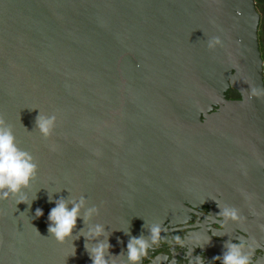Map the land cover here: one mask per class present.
<instances>
[{"label":"water","instance_id":"water-1","mask_svg":"<svg viewBox=\"0 0 264 264\" xmlns=\"http://www.w3.org/2000/svg\"><path fill=\"white\" fill-rule=\"evenodd\" d=\"M258 19L253 0H0V114L39 164L31 208L0 201V264H92L83 236H49L60 196L99 207L121 261L124 232L187 204L234 206L264 235V100L243 82L264 86ZM38 114L57 116L49 139Z\"/></svg>","mask_w":264,"mask_h":264},{"label":"clouds","instance_id":"clouds-1","mask_svg":"<svg viewBox=\"0 0 264 264\" xmlns=\"http://www.w3.org/2000/svg\"><path fill=\"white\" fill-rule=\"evenodd\" d=\"M223 48V41L219 36H212L207 41V48L214 51L217 47ZM236 81L229 82V86H233ZM249 86L247 91L248 99L253 98L264 100V86H257L243 80ZM246 94L245 89H240V96L244 101ZM36 128L40 135L45 139L52 137L57 125V116L38 114L36 117ZM53 150H55L53 146ZM39 164L36 158L27 150L19 147L17 138L14 134L11 124H8L2 114H0V201L14 200L16 205L26 204L31 208L33 200L30 202L25 190L32 188L33 182L38 179ZM245 199L251 201L252 197L245 194ZM50 202L55 203V207L51 208L48 214L47 231L57 244L64 245L69 240H78L81 236L85 238V249L88 252L92 264H141L142 260L148 255L149 250L159 248L162 242H167L171 247V256L174 255V248L185 249V259L187 264H206L202 255H193L195 248H203L205 244L211 241L212 236H218L217 233H225V223L231 221L241 226V237L236 238V242L231 239L225 242V251L222 255L216 256L213 262L219 261L220 264H253L256 259V250L260 248L259 242L244 230L243 226L247 222V217L241 215L240 210L234 206L225 204L221 205L217 202L219 213L213 216L211 213L206 215V220L201 222L199 217L205 215L200 212L197 220H191L185 217L181 222L189 224L194 222V227L188 231L182 228H176L175 232L169 237L168 228L159 221L148 224V235H140L139 237L131 236L130 231L124 232L129 235L130 239L127 243L126 260L121 261L120 257L113 256L110 252L112 245L108 242L105 227L99 223H92L93 217L99 215V207L93 205L86 207L87 199L81 196L79 199L65 198L60 196L59 199L49 198ZM205 201H201L203 204ZM196 207V206H195ZM197 208V207H196ZM43 210L37 208L35 217L43 216ZM195 215V214H194ZM253 215L259 213L253 212ZM82 219L84 228L76 232L77 221ZM207 222L208 232L211 236L201 232L196 225H203ZM146 223V222H145ZM34 227V226H33ZM258 227L264 232V224ZM35 228V227H34ZM36 229V228H35ZM37 235H41L36 229ZM162 233H166L162 235ZM180 233H183L182 235ZM75 237V239H74ZM104 237V239H101ZM191 245V247H189ZM76 249L73 244V254ZM124 256V253L120 254ZM259 264V259H257Z\"/></svg>","mask_w":264,"mask_h":264},{"label":"flooded vegetation","instance_id":"flooded-vegetation-1","mask_svg":"<svg viewBox=\"0 0 264 264\" xmlns=\"http://www.w3.org/2000/svg\"><path fill=\"white\" fill-rule=\"evenodd\" d=\"M255 9L258 13V25H257V42L258 49L260 52V58L262 61V76H263V84H264V0H253ZM226 99H237L238 94L233 90L229 89L225 93ZM197 207V208H196ZM193 206L186 205V210L184 215L181 217V221L170 222L169 220L164 223V225L169 230V237L175 232L176 228H182L185 231L190 230L194 227V222L189 224L181 223L185 217L190 218L191 220H197L200 212L205 215H201L199 220L204 222L206 220V215L211 213L213 216L217 215L215 208L213 205L203 204L201 206ZM195 214V215H194ZM253 217L248 216V221H252ZM245 226V225H244ZM197 229H201V232L204 234H208L211 236V232H208L207 222L203 225L199 223L196 225ZM241 226L231 223L227 221L225 223V233H217L218 236H212L211 241L203 248H195L193 251V255H202L205 258L206 264H220L219 261L213 262L214 257L220 256L225 251L224 244L229 239L232 242H236L237 237H241L242 233L240 231ZM244 228V227H243ZM246 231L247 229L244 228ZM248 232V231H247ZM166 233H162L164 235ZM181 235L183 233H180ZM259 242L260 248L256 250V259H254L253 264H257V259H259V264H264V235H260L257 238ZM191 247V245H189ZM174 255L171 256V247L167 242H162L159 248H154L149 250L148 255L142 260L141 264H187L185 259V249L182 248H174Z\"/></svg>","mask_w":264,"mask_h":264}]
</instances>
